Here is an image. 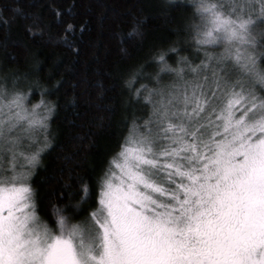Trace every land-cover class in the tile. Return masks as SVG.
Here are the masks:
<instances>
[{"label": "rangeland", "instance_id": "1", "mask_svg": "<svg viewBox=\"0 0 264 264\" xmlns=\"http://www.w3.org/2000/svg\"><path fill=\"white\" fill-rule=\"evenodd\" d=\"M189 1L191 41L217 48L215 60L229 62L234 77L223 65L186 75L183 57L179 71L164 74L165 60L159 66L165 86L158 102L143 93L150 115L139 125L148 140V132L160 134L149 123L159 119L161 134L152 143L130 139L85 224L63 218L50 228L37 214L30 175L52 111L19 88L7 99L0 86V264H52L59 250L67 264H264V96L255 87H264V76L252 52L264 31V0ZM213 78L226 135L207 147L198 122L216 103L209 98ZM172 168L179 175L172 191L149 178L151 169ZM209 235L225 241L207 242Z\"/></svg>", "mask_w": 264, "mask_h": 264}, {"label": "trees", "instance_id": "2", "mask_svg": "<svg viewBox=\"0 0 264 264\" xmlns=\"http://www.w3.org/2000/svg\"><path fill=\"white\" fill-rule=\"evenodd\" d=\"M193 15L189 0H0V86L10 93L7 99L17 97L19 88L31 103L44 101L52 111L30 175L35 209L50 228L63 218L85 224L99 207L102 181L130 139L152 143L160 136L159 119L149 123L160 134L153 138L148 132V140L139 125L150 115L143 93H153L157 102L161 96L159 66L165 60L164 74L179 71L180 57L189 76L193 68L202 76L223 65L215 60L221 56L217 48L191 41ZM255 42L252 52L264 76V31ZM205 60L212 66H204ZM229 64L223 66L233 78ZM209 85L216 103L198 122L200 144L207 147L226 135L214 78ZM255 87L264 96L262 83ZM211 131L216 137L210 138ZM185 155L182 163H188ZM149 178L172 191L179 175L173 168L151 169ZM52 264H67L60 250Z\"/></svg>", "mask_w": 264, "mask_h": 264}, {"label": "flooded vegetation", "instance_id": "3", "mask_svg": "<svg viewBox=\"0 0 264 264\" xmlns=\"http://www.w3.org/2000/svg\"><path fill=\"white\" fill-rule=\"evenodd\" d=\"M258 215L261 217V213H258ZM233 235L235 236V234H233ZM233 235L231 236V239L233 238ZM208 239H209V241L207 240V242H210V243L213 242V244L217 243L218 245L221 244L222 241H225V238H222L221 236H218L217 238L214 239L211 235H209Z\"/></svg>", "mask_w": 264, "mask_h": 264}]
</instances>
